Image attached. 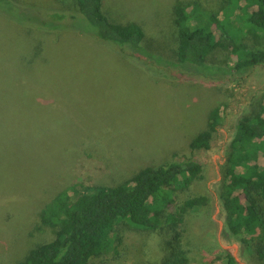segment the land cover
Wrapping results in <instances>:
<instances>
[{
  "label": "rangeland",
  "instance_id": "obj_1",
  "mask_svg": "<svg viewBox=\"0 0 264 264\" xmlns=\"http://www.w3.org/2000/svg\"><path fill=\"white\" fill-rule=\"evenodd\" d=\"M177 1L189 6L188 12L196 4L202 28L220 38L210 13L230 9L233 0H101V6L113 22L143 28L149 43L142 47L155 55L157 63L175 58ZM70 6L71 0H0V64L9 74L26 69L24 81L30 84L29 97L11 109L16 114H10L11 127L25 128L10 138L8 131L2 132L6 140L0 144V264H14L30 248L52 239L49 232L34 228L41 208L59 191L74 183L115 185L142 168L188 158L204 168L203 179L194 182V196L210 200L208 206L186 214L177 227L190 264H207L221 251H229L238 264H254L230 236L218 196L237 119L256 101L264 105V65L243 75L179 68L168 82L159 79L152 66L144 68L141 60L126 58L119 47L84 34L90 30L81 21L57 34L30 35L28 26L35 24L21 25L15 19L25 18L24 12L30 19L43 9L71 10ZM39 42L42 55L37 62L31 53ZM126 49L125 55L130 51ZM207 63L231 70L236 57L221 53ZM24 90L21 84L16 91ZM15 94L13 85L9 106L16 102ZM218 105L224 106V120L210 149L190 152V142ZM258 162L264 166L261 156ZM180 195L176 192L173 198ZM160 228L162 239L147 245L141 236L128 233L124 244L129 253H109L90 264L159 263L156 254L145 249L164 251V238L171 240L166 233L175 229L165 220Z\"/></svg>",
  "mask_w": 264,
  "mask_h": 264
},
{
  "label": "trees",
  "instance_id": "obj_2",
  "mask_svg": "<svg viewBox=\"0 0 264 264\" xmlns=\"http://www.w3.org/2000/svg\"><path fill=\"white\" fill-rule=\"evenodd\" d=\"M230 6V9L210 13L211 26L221 33L216 40L212 30L206 32L202 28L198 6L195 4L194 9L188 12L189 6L177 1L173 7L174 39L177 43L175 58L157 63L155 55L142 47L143 42L149 41L143 28L134 23L120 24L110 20L102 11L101 0H71V10L43 9L30 19H26L23 11L25 18L15 19L21 25L26 22L35 24L28 26L30 35L42 32L57 34L63 27L71 29L70 25L81 21L90 30H84V34L100 43L119 47L126 58L141 60L144 68L145 65L152 66L159 79L172 82L169 75L182 68L200 73L243 75L264 65V0H233ZM42 11H45L44 16L40 15ZM221 18L228 21H221ZM126 47L130 54L123 53L122 49ZM221 53L236 57L231 70L208 65L209 58ZM41 55L42 43L39 42L34 46L31 57L38 62ZM3 66L1 62L0 144L4 145L6 139H3L2 132L6 134L8 131L10 138L15 131L25 128L11 127L9 123L13 118L10 114H16L11 109L23 105L24 99L29 97L27 86L30 84L24 81L26 69L21 74H9ZM21 84L25 87L24 93L16 91ZM13 85L16 102L9 106ZM261 100L264 101V93ZM224 113L223 105L209 112L203 131L189 144L190 152L210 149L223 123ZM259 156L264 158V105L260 100L236 121L218 196L230 236L241 244L254 264H264V166L259 164ZM203 177V166L188 158L142 168L115 185L83 187L74 183L55 194L38 213L39 221L34 231L49 232L52 239L30 248L14 264H90L109 253H129V247L124 244L126 234L141 236L147 245L154 243L165 235L159 232L163 220L175 228L166 233L168 238L170 234L171 240L164 238L167 247L160 253L150 252L147 247L146 252L151 256L156 254L157 264H190L177 227L186 214L209 205L207 197L193 194L194 182ZM176 192L182 195L173 198ZM101 264H105L104 260ZM207 264L238 262L229 251H221L208 258Z\"/></svg>",
  "mask_w": 264,
  "mask_h": 264
}]
</instances>
